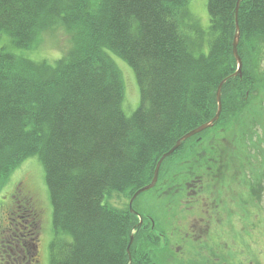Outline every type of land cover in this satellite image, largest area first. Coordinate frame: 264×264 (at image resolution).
I'll list each match as a JSON object with an SVG mask.
<instances>
[{
  "label": "trees",
  "instance_id": "obj_1",
  "mask_svg": "<svg viewBox=\"0 0 264 264\" xmlns=\"http://www.w3.org/2000/svg\"><path fill=\"white\" fill-rule=\"evenodd\" d=\"M236 2L206 1L203 53L181 32L187 0H0V34L15 48H36L41 32L53 26L70 35L67 52L53 65L0 48V179L27 158L40 161L55 236L49 264H155L150 251L161 234L149 230L141 237L145 224L138 226L128 202L179 138L213 118L216 88L236 70ZM237 22L241 75L222 86L221 101L237 83L228 99L237 103L230 114L241 118L230 135L239 138L250 135L244 120L254 125L249 104L259 86L264 90L257 70L264 0H241ZM111 54L136 79L139 105L130 116L122 110L123 86ZM220 121L201 133L221 128ZM260 175L255 186L262 190ZM122 195L126 206L115 207L112 200ZM142 238L149 249L142 251L144 243L137 252ZM8 259L5 251L3 264Z\"/></svg>",
  "mask_w": 264,
  "mask_h": 264
},
{
  "label": "rangeland",
  "instance_id": "obj_2",
  "mask_svg": "<svg viewBox=\"0 0 264 264\" xmlns=\"http://www.w3.org/2000/svg\"><path fill=\"white\" fill-rule=\"evenodd\" d=\"M206 1L187 0L185 15L181 20V32L187 38L194 40L195 52L206 53L208 51L209 18ZM198 35L199 38H197ZM67 42L70 44V35L61 27L56 26L43 30L39 45L31 50L15 48L11 45L10 38L6 34H0V48L3 47L8 52L34 62L45 61L49 65H53L65 54L69 47ZM260 48L257 70L258 78L263 82L264 44ZM111 59L118 70L123 86L122 110L125 115L130 116L139 105L136 79L125 62L112 54ZM236 84L233 83L231 88L224 90L225 95L222 97L219 114V118L223 116L224 120L222 122L217 120L220 121L219 127L221 128L214 126L210 131L197 134V137L193 135L182 142L171 156L162 161L157 184L137 198L134 205V209H136L134 214L137 217L135 222L139 223L141 219V224H145L141 237H144V233L145 238L147 235L149 236L148 231L150 230L153 234H161L165 238L168 236V241L169 237L175 240L176 235H183L179 232V228L187 230L188 223L193 218L201 217L200 211L196 207L188 209L186 212L185 206L191 205L187 202L194 203L195 197H187L183 200V197L179 196L181 191L174 194L177 180L183 178L184 173H186L184 178H188V181L192 180L200 172L199 167L210 162L214 166V178H216L212 188L220 189V195L215 191L214 196L219 195L218 202L223 200L227 206L221 214L217 213L213 216L212 224L208 229L209 235H203V242L199 241L197 245L186 243L178 253L172 250L166 240L164 243L157 244L155 250L152 248L150 254L154 251L153 262L155 264H190L192 261L193 264H264V90L259 86L255 92V99L249 104L248 110L253 115L254 125L244 120L246 126L250 127L249 130L246 128L250 135L242 134L240 136L239 133L240 137L238 138L236 134L230 135V129L237 124L240 116L235 118L229 112L230 105L235 106L237 103L232 104L233 98L228 99L232 96V90L235 89ZM212 109L214 117L217 105L216 109ZM252 125L255 127L253 128ZM235 140H237L236 143ZM231 142L234 147L230 145ZM201 173L202 171L199 175H202ZM257 174H262L261 178L259 176L262 179L260 183L263 187L262 190L254 185L257 181ZM13 194L21 198L29 197L30 202L40 209L43 229L40 260L41 264H49V244L55 236L51 226V205L44 182L43 169L36 157L24 160L6 180L0 179V235H2L3 241L0 242V264H3L2 261L5 259V251L8 256V249L3 245L5 244L4 239L7 235L9 236L10 219L8 220V217L10 218V216L7 215V209L11 207L14 200ZM126 196L119 197L120 201L114 197L112 203L115 207H122V203L126 206L128 201V196ZM21 211L24 212L22 208ZM202 232L205 233L204 229ZM58 237L62 240L67 238L64 235ZM143 240L144 238L138 239L135 251L139 252L144 243L142 251L149 249L150 245ZM207 244L209 247L211 245L214 247L213 255L206 252ZM216 244H218V248L215 247ZM177 255L182 258L178 259Z\"/></svg>",
  "mask_w": 264,
  "mask_h": 264
},
{
  "label": "flooded vegetation",
  "instance_id": "obj_3",
  "mask_svg": "<svg viewBox=\"0 0 264 264\" xmlns=\"http://www.w3.org/2000/svg\"><path fill=\"white\" fill-rule=\"evenodd\" d=\"M202 175L196 174L192 180L188 181V178H184L186 173L183 174V178L177 180V185H175L174 194L181 191V197L183 200L188 198H194V203L187 202L191 204L190 206H185L186 212L188 209H194L200 211L201 217H195L191 222H189L188 229H180L183 235L179 234L175 236V240L172 237L161 235L160 242H168V245L172 247L174 252L178 253L182 249L183 245L188 243L190 245H197V243L203 242V235H209V226L212 224L213 216L217 213L221 214L224 211L226 203L219 199L220 189L212 188L213 183L216 182L214 178V166L207 162L205 166L199 167ZM255 185V183H254ZM215 191L219 194L214 196ZM13 201L11 207L7 209L8 220L10 219L9 236L7 235L4 239L5 244L3 247H7L9 263L8 264H41V236L43 234V229L41 225V212L35 204L26 201L25 198H21L12 195ZM193 204V205H192ZM21 208L24 212L21 211ZM20 213V215H18ZM207 216L209 217L207 219ZM25 219L24 221L22 219ZM206 221V222H205ZM205 222V223H204ZM26 226V227H25ZM204 229V232H202ZM232 233V231H231ZM232 236V234H229ZM171 239V240H170ZM3 242V241H2ZM7 244V245H6ZM218 248V244L215 246ZM214 247L206 246V252L213 255ZM39 256V258H38ZM178 259L182 258L177 255ZM179 262V260H178ZM192 261L190 264H193ZM196 263V262H195ZM198 263V262H197Z\"/></svg>",
  "mask_w": 264,
  "mask_h": 264
},
{
  "label": "water",
  "instance_id": "obj_4",
  "mask_svg": "<svg viewBox=\"0 0 264 264\" xmlns=\"http://www.w3.org/2000/svg\"><path fill=\"white\" fill-rule=\"evenodd\" d=\"M241 0H237L236 5H235V9H234V23H235V32H234V37H233V41H232V55L233 58L236 62V70L229 76H227L226 78L222 79L221 82L218 84L217 89H216V94H215V100H216V105H217V111L215 116L209 120L208 122L204 123L203 125L197 127L196 129L188 132L187 134H185L184 136H182L181 138H179L175 144L170 148V150L168 152H166L165 154H163L160 159L157 161L156 165H155V169H154V173H153V178L151 180V182L147 185L144 186L142 188H140L139 190H137L132 197L130 198L129 202H128V207H129V211L131 213H134V211L132 210V203L133 201L142 193L149 191L150 189H152L154 187V185L156 184L157 181V176H158V172H159V167L162 163V161L164 159H166L167 157L171 156V154L176 151L178 149V147H180L181 143L184 142L186 139L190 138L193 135H197L207 129H210L215 122H217L218 118H219V114L221 111V89L222 86L231 78H235L237 76L241 75V68H242V62L241 59L238 56L237 53V46H238V40H239V27H238V22H237V12H238V8H239V4H240ZM141 224V219L140 222L138 223V226ZM133 241V236L130 237L129 239V244L127 247V254H128V260H131L130 257V253H129V247L131 245Z\"/></svg>",
  "mask_w": 264,
  "mask_h": 264
},
{
  "label": "bare ground",
  "instance_id": "obj_5",
  "mask_svg": "<svg viewBox=\"0 0 264 264\" xmlns=\"http://www.w3.org/2000/svg\"><path fill=\"white\" fill-rule=\"evenodd\" d=\"M67 44H68V42H67ZM69 45V44H68ZM68 47V46H67ZM67 51H65V53H66Z\"/></svg>",
  "mask_w": 264,
  "mask_h": 264
}]
</instances>
